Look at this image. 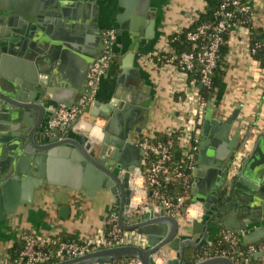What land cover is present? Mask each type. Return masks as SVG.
<instances>
[{
    "label": "water",
    "instance_id": "obj_1",
    "mask_svg": "<svg viewBox=\"0 0 264 264\" xmlns=\"http://www.w3.org/2000/svg\"><path fill=\"white\" fill-rule=\"evenodd\" d=\"M77 1L30 0L28 15L22 12L26 5L17 0L13 4L6 0L12 5L0 8L4 15L0 22L4 26L0 31V78L4 77L3 69L10 68L13 73V84L6 90L0 79V123L5 119L20 120L27 126L22 133H9L6 138L3 131L0 135V217L13 214L20 202H29L35 190L43 186L44 179L52 182L49 177L52 158L64 151L60 147H73L76 152L72 154V161L81 172L82 182L68 181L66 185L74 190L83 188L88 193L102 189L109 192L115 199V214L120 227L127 231L136 230L146 236L148 244L145 250L133 246L101 249L57 264H100L129 258L151 264L150 256L160 248L174 253L175 257L168 264H233L222 258L200 261L186 259L185 248L198 249L202 243L196 242L204 234L200 223H193L192 230L183 234L176 221L164 216L158 209L146 211L136 220L128 222L129 176L140 169L142 161V154L133 139L141 133L145 124L147 111L143 107L116 99L102 103L95 96L90 105V115L104 122L96 152L93 147H86V141L77 142L69 138L70 129L59 136L55 130L48 128L60 104L72 103V96L85 92L89 70L101 55L82 47L76 39L79 34ZM150 1L137 0L138 13L143 14L149 8ZM4 30L6 35L1 34ZM115 34L112 61L118 58L115 45L120 50H127L121 62L122 75L118 79L121 83L126 75L136 71L133 63L139 53V41L131 32L126 39L122 38L121 30ZM64 62L72 63L71 69L75 75L67 85L58 83L57 78ZM52 89H57L63 97H52ZM213 110L209 97L199 148L200 153L208 146L215 149L212 164L217 171L218 181L210 190L215 198L214 203L205 205L204 209L212 208L217 218L223 217L222 226L225 229L239 234L247 232L242 241L243 246H248L264 240V225L257 226L264 222V131L256 135L254 147L243 157L241 169L232 175L236 153L249 138H245L239 150L233 148L234 139L227 148L225 142L239 111H234L227 121L221 123L212 118ZM212 126L216 132L212 137H207L208 128ZM235 136L237 139L239 128ZM20 185L25 194L23 198L19 196ZM225 185L226 190L223 189ZM65 210L63 208L62 212ZM250 227L251 231L248 230ZM252 260L264 261V252L254 255Z\"/></svg>",
    "mask_w": 264,
    "mask_h": 264
},
{
    "label": "crops",
    "instance_id": "obj_2",
    "mask_svg": "<svg viewBox=\"0 0 264 264\" xmlns=\"http://www.w3.org/2000/svg\"><path fill=\"white\" fill-rule=\"evenodd\" d=\"M15 1L10 0L12 4ZM17 1L26 5L27 8H23L24 11H21L28 15L31 9L30 0ZM119 1H77V25L79 27L77 31L79 34L76 39L82 47H88L87 49L95 54L101 53L103 49L102 34L107 30H114L115 33L121 30L124 35L123 39L128 38V34L131 32L132 36L139 41V53L133 63L136 71L126 75L121 83L118 81L122 75L121 62L127 50H120L119 46H114V51L118 52V58L112 61L109 69L102 76L96 97L102 103L116 99L118 102L126 101L143 107L147 113L142 134L147 132L154 123L159 125L162 121L166 123L171 121L177 101L172 96L173 89L179 88L182 93L185 84V80L172 69H153L144 62L145 56L149 52L159 51L174 31L196 22L199 16L205 13L206 3L203 0H151L149 8L140 14L137 11V0H122V5L119 4ZM249 1L252 3L257 23H254L252 35L249 38L238 29L227 35L228 52L224 58L225 73L221 84L214 89L211 97V104L214 108L213 119L224 123L234 111H239L225 142L228 148L234 139L233 148L236 150H239L246 137L254 142L256 135L261 130L264 131V71L248 51L250 38L264 40V0ZM12 4H8L6 0H0V8ZM3 17L4 15L0 12V22ZM3 28L4 26L0 24V31ZM1 34L6 35L7 32L4 30ZM71 67L72 63L64 62L57 74L58 83L69 84L75 76ZM9 69H3L4 77L0 78L5 90L13 84L11 80L13 73ZM52 90V97L62 96L57 92V89ZM81 95L82 93H77L72 96V103L77 101ZM45 96L50 99L48 95ZM102 127H104V122L90 115L84 120L77 121L70 128L68 137L77 142L86 141V147H93L96 152L101 140L98 136ZM25 128L27 126L20 120L5 119L0 123V135L4 131L6 134L3 135L7 138L9 133L19 134ZM237 128H239V136L236 139ZM201 129L202 122L199 127L200 142ZM208 129L207 137H212L216 131L213 126ZM58 135L62 136L60 133ZM60 148L64 151L54 155L50 164L49 177L52 182L44 179L43 186L35 190L29 202H20L13 214H9L5 218L0 217V264H9L10 252L20 249L22 242L28 237L57 239L61 237L63 241L68 242L87 241L98 237L99 233L105 229V220L108 216L116 215L115 199L109 192L102 189L88 193L83 188L74 190L66 185L68 181L82 182V175L78 171L77 164L75 165L72 161L75 149L67 146ZM227 148L224 150L228 152ZM204 150L200 153L199 148L197 169L190 191L192 201L200 203L203 209L205 205H213L215 198L210 190L213 188L214 182L218 181L217 171L212 164L215 149L208 146ZM106 155L109 154L106 153ZM223 189L226 190V185ZM18 190L20 198H23L25 194L22 191V185ZM204 200H206L205 203ZM63 208L66 210L62 212ZM214 213L212 208L204 209L201 221L197 222L203 225L204 234H201L196 242L212 244L218 238L220 230L225 229L222 226L223 217L217 218ZM192 225L187 224L185 230L182 231L183 234L189 233L192 230ZM262 225L264 222L257 226ZM248 230L251 231L252 228L250 227ZM246 233L240 234L242 245V237ZM188 249L190 247L185 248V252ZM195 251L199 253L198 249L189 250L190 256ZM171 256L174 258V253Z\"/></svg>",
    "mask_w": 264,
    "mask_h": 264
},
{
    "label": "built area",
    "instance_id": "obj_3",
    "mask_svg": "<svg viewBox=\"0 0 264 264\" xmlns=\"http://www.w3.org/2000/svg\"><path fill=\"white\" fill-rule=\"evenodd\" d=\"M196 22L177 29L159 51L149 52L145 56L144 62L153 69H172L185 80V84L182 93L179 88L173 89L172 96L177 101L171 121H162L159 125L154 123L147 132L135 137V145L142 154V161L140 169L129 176L128 222L136 220L146 211L156 209L175 220L178 226L197 223L202 219L204 209L200 203L192 201L190 191L197 169L199 127L209 98L206 96L212 97L214 92V71L220 50L226 44V35L238 29L249 38L253 25L257 22L252 3L243 0H215L208 20ZM102 37L103 49L89 70L85 92L74 103L59 105L48 123L50 130L63 135L77 121L90 116V105L114 56L115 31H104ZM178 42L188 50L178 51L175 46ZM248 42V51L252 57L255 58L257 53L264 57V40L250 38ZM257 61L264 71V60L263 65L261 60ZM191 74L196 78L189 80ZM253 146V142L249 140L236 153L231 168L232 175L241 169L243 157ZM217 241L219 245H225V248L215 251L213 257H207L208 253L205 252L198 261L222 258L233 264H264V261L252 260L254 255L264 252V240L243 246L239 233L221 229ZM147 244L146 236L136 230L122 229L118 216L112 214L105 220V229L91 240L68 242L57 238L28 237L15 256L10 258L9 264H57L101 249L133 246L145 250ZM210 246L211 244H207V248ZM171 259L173 258L166 248H160L150 256L151 264H168ZM113 262L100 264H143L137 258Z\"/></svg>",
    "mask_w": 264,
    "mask_h": 264
},
{
    "label": "trees",
    "instance_id": "obj_4",
    "mask_svg": "<svg viewBox=\"0 0 264 264\" xmlns=\"http://www.w3.org/2000/svg\"><path fill=\"white\" fill-rule=\"evenodd\" d=\"M203 1L207 4L206 11H205L204 14H201L199 16V19H198V21L196 23H201V22L207 21L209 16H210V13L213 10L214 5H215V0H203ZM246 1H249V0H243V2H246ZM226 39H227V35L225 37V40ZM255 39H257V38H255ZM175 46L178 49V51H184V50L187 51L188 50L186 48V46L184 44H182L181 42L176 43ZM227 52H228V47L225 44L220 50L219 60H218V63H217V67H216V69L214 71V76H213V87H214V89L217 86H219L221 84V82H222V79H223V76H224V73H225L224 58H225ZM255 59L261 60V64L263 65L264 57H263V55L261 53H257V55L255 56ZM195 78H196V76L191 74L189 80L195 79ZM208 97H210V95L206 96V98H208ZM58 239L63 241L61 237H59ZM217 240H218V238L213 241V243L211 244V246L209 248H207V244L205 242H203L200 245V247L198 248L199 253L197 254L196 251L193 253V259L194 260H198L199 258H201L203 256V254L205 252L208 253L207 257H213V256H215L214 255L215 251L225 248V245H221V244L219 245ZM240 246H242V245H240ZM16 251L17 250H12L10 252L11 253V258L15 256ZM116 261H114L113 263H115Z\"/></svg>",
    "mask_w": 264,
    "mask_h": 264
},
{
    "label": "rangeland",
    "instance_id": "obj_5",
    "mask_svg": "<svg viewBox=\"0 0 264 264\" xmlns=\"http://www.w3.org/2000/svg\"><path fill=\"white\" fill-rule=\"evenodd\" d=\"M101 124H102V123H101ZM179 228H180V230L184 231V230H185V225H184V224H181V225L179 226ZM189 250H193V249H192V248L188 249L187 252H185V257H186L187 259H191V260H192L191 257H193V255L190 256V254H189ZM169 253H170V255L172 254L171 252H169Z\"/></svg>",
    "mask_w": 264,
    "mask_h": 264
},
{
    "label": "flooded vegetation",
    "instance_id": "obj_6",
    "mask_svg": "<svg viewBox=\"0 0 264 264\" xmlns=\"http://www.w3.org/2000/svg\"><path fill=\"white\" fill-rule=\"evenodd\" d=\"M133 143H134V145H135V138L133 139ZM128 189H129V187H128ZM130 191V190H129ZM129 200H130V195H129ZM192 258V260H193V257H191ZM187 259V258H186ZM188 261H191V259H187Z\"/></svg>",
    "mask_w": 264,
    "mask_h": 264
}]
</instances>
